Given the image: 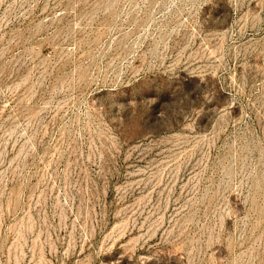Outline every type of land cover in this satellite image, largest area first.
Returning <instances> with one entry per match:
<instances>
[{
	"label": "rangeland",
	"instance_id": "1",
	"mask_svg": "<svg viewBox=\"0 0 264 264\" xmlns=\"http://www.w3.org/2000/svg\"><path fill=\"white\" fill-rule=\"evenodd\" d=\"M0 264H264V0H0Z\"/></svg>",
	"mask_w": 264,
	"mask_h": 264
}]
</instances>
